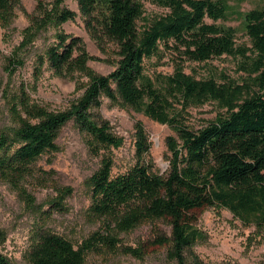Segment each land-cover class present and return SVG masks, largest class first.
<instances>
[{
  "label": "trees",
  "instance_id": "16d2710c",
  "mask_svg": "<svg viewBox=\"0 0 264 264\" xmlns=\"http://www.w3.org/2000/svg\"><path fill=\"white\" fill-rule=\"evenodd\" d=\"M19 1L0 0L1 25L10 24ZM77 1L89 34L114 44L116 66L109 74L98 73L88 63L92 56L83 39L58 30L39 63L47 61L57 74L78 73L82 92L65 108H52L33 100L24 82L14 88L10 83L2 86L9 123L0 127V180L17 189L31 207L34 199L21 184L34 173L39 158L58 149L56 139L70 122L84 134L94 155L119 146L121 139L100 114L103 98L168 124L175 132L166 139L170 164L164 173L154 168L147 159L151 143L139 125L135 164L113 176L112 156L105 155L88 179L89 218L101 228L74 243L41 224L25 254L27 264H85L89 252L101 245L115 249L121 233L145 223L153 226L154 241L166 247L171 261L187 264L191 247L205 237L194 215L205 207L226 208L244 224L263 230L264 4L247 13L252 43L247 48L236 46L231 26L216 23L226 15L225 0H159L168 11L153 19L145 17L141 0ZM37 9L21 46L76 17L64 0L49 5L40 0ZM206 17L215 22H207ZM141 19L146 20L144 26H139ZM166 50L196 62L239 54L246 81L197 77L179 61L173 73L153 79L145 72V59ZM22 65L21 57L12 55L4 68L11 74ZM208 101L217 102L224 111L196 129L186 122V112ZM56 204L62 206L61 201ZM159 221L170 226L169 233L159 230ZM0 264L15 263L0 252Z\"/></svg>",
  "mask_w": 264,
  "mask_h": 264
},
{
  "label": "rangeland",
  "instance_id": "374dc122",
  "mask_svg": "<svg viewBox=\"0 0 264 264\" xmlns=\"http://www.w3.org/2000/svg\"><path fill=\"white\" fill-rule=\"evenodd\" d=\"M39 1L20 0L10 24L3 26L0 23V127L9 123L1 92L5 83H10L14 88L24 82L33 100L52 108H65L81 94L82 90L78 89V73L57 74L47 61L39 63L48 45L56 41L55 33L58 30L83 39L92 56L88 63L98 73L109 74L116 66L118 55L114 44L97 41L89 34L77 0H64V4L76 12L73 20L57 27L51 26L31 43L21 46L31 17L38 14ZM41 1L49 5L53 0ZM141 1L146 18L153 19L168 11L159 4V0ZM225 3L226 15L216 23L234 29L237 47L252 48L246 30L247 13L261 8L264 0H225ZM145 21L141 19L139 26H144ZM206 21L215 22L209 17H206ZM250 53L251 50L247 52ZM12 55L21 57L23 65L10 74L4 65ZM178 61L183 64L186 72L197 77L214 75L220 80L230 78L239 83L247 78L246 72L241 69L243 58L239 54H223L196 62L184 61L173 50L146 58L145 72L153 79L159 75H169L173 73ZM223 111L215 101L200 106L192 105L186 112V122L198 129ZM100 114L109 121L112 132L118 135L121 144L102 149L99 155H94L86 144L84 134L73 122L68 123L56 139L58 149L39 158L34 173L21 184L34 199L31 207L17 189L0 180V235L3 236L0 252L15 264H27L25 254L36 228L41 224H46L74 243H81L101 228L99 223L89 218L91 193L88 179L105 155L112 156L113 176L126 172L135 164L139 125L146 130L151 143L147 159L152 160L154 168L161 173L169 168L166 139L175 136V132L168 124L153 120L142 111L112 102L108 98H103ZM67 188L69 191L63 192ZM57 201H61L62 206L57 207ZM194 215L205 237L191 247L187 264H264V229L244 224L226 208L205 207L197 209ZM158 227L159 230L170 232V226L165 221H159ZM153 229L151 224L145 223L133 231L121 233L115 249L101 245L88 253L85 264H176L169 259L166 247L154 241ZM133 249L141 253H135Z\"/></svg>",
  "mask_w": 264,
  "mask_h": 264
}]
</instances>
